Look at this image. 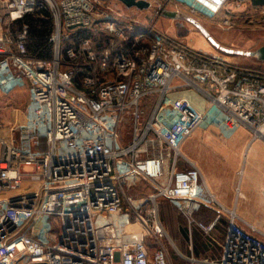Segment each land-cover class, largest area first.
Instances as JSON below:
<instances>
[{
	"label": "built area",
	"instance_id": "1",
	"mask_svg": "<svg viewBox=\"0 0 264 264\" xmlns=\"http://www.w3.org/2000/svg\"><path fill=\"white\" fill-rule=\"evenodd\" d=\"M106 1L0 0V94L25 88L30 97L22 122L0 117V264H169L162 201L207 235L229 216L219 258L193 254L192 264H264L263 234L218 206L182 153L205 125L264 141V70L243 71L221 52L156 33L158 0L144 11ZM252 1L238 0L264 9ZM42 6L55 19L52 59L31 57L28 26L13 28ZM100 31L109 35L101 58L92 38ZM81 57L101 72L78 85ZM183 87L197 96L176 103L170 95ZM208 206L218 213L205 223L198 215ZM49 216L58 232H45Z\"/></svg>",
	"mask_w": 264,
	"mask_h": 264
},
{
	"label": "rangeland",
	"instance_id": "2",
	"mask_svg": "<svg viewBox=\"0 0 264 264\" xmlns=\"http://www.w3.org/2000/svg\"><path fill=\"white\" fill-rule=\"evenodd\" d=\"M158 1L165 4V7L162 11L164 14L157 15L152 20L156 33L168 31L165 24L169 23L174 31L171 34L174 36L173 38L188 45V49L204 48L221 52L231 64L243 69V71L264 70V62L249 55L250 52H254L264 45V9L258 10L249 4H239L238 0ZM105 6L115 11L123 9L118 0H107ZM154 9V7L151 9L150 14L153 13ZM169 12H177L178 17L176 19L167 18L166 13ZM140 17H144L143 13ZM226 19L230 20L231 28L224 24ZM181 83L182 81L178 80L175 84ZM196 94L197 92L193 89L183 87L174 91L170 97L173 96L175 102L179 103L183 99L197 96ZM29 100L27 89H18L9 96L0 94L2 122L6 125L14 124L16 121L22 122ZM151 105L147 110L148 115L152 111ZM236 132L205 125L187 140L182 153L189 161L195 163L201 172L204 169V174L221 181L229 176L236 180L237 183L234 187L239 194L238 203L243 207V220L245 221H239V223L249 230L250 226L260 230L263 234L260 236L264 238V183L247 185L242 181V177L246 175L245 168H250L247 156L248 149L246 151L244 149L252 137L246 135L244 131L243 134H236ZM130 133L131 121L129 120L124 123L122 134L127 139ZM41 149H46L44 141ZM184 166L186 164L182 163L181 168ZM255 176L256 171L254 170L252 171V182H260V177ZM149 192L151 191L147 190L145 193ZM129 194L137 195L133 191ZM160 207L161 219L167 232L163 243L168 249L169 264H192L189 258L193 254L199 259L206 256L214 259L219 258L221 246L227 233L228 223L226 219L222 220V225L217 232L207 235L197 226H192V230H190L186 218L168 201H162ZM230 211L236 214L234 210ZM42 226L48 234L58 232L59 219L55 216H49L43 221ZM192 245L193 251H191ZM200 255L202 257H199Z\"/></svg>",
	"mask_w": 264,
	"mask_h": 264
},
{
	"label": "crops",
	"instance_id": "3",
	"mask_svg": "<svg viewBox=\"0 0 264 264\" xmlns=\"http://www.w3.org/2000/svg\"><path fill=\"white\" fill-rule=\"evenodd\" d=\"M167 18L172 19L169 16H167ZM165 27H168L167 28L168 31H165L162 34H164L165 36H167L170 39L175 40V38H173L174 36L171 35L174 33L171 25L169 23H167V24H165ZM176 42H177L178 46H180V47H184L186 49L189 48L188 45H185L182 42L181 43L179 41H176ZM197 49H199V48H197ZM202 49H204V48H202ZM23 89H25V88H23ZM0 109L2 111V107H0ZM243 131H244V133H246V135H251V137H252V134L250 132H248L245 128H240L239 130H237L236 134H239V133L243 134ZM186 142H187V140L183 143L182 149L184 148ZM244 150L245 151L247 150V154H248L247 156H248V161H249L248 164L250 165V168L247 167L244 170L246 172V175H245V177H242L243 183L247 184V185H252V184L258 185L261 182L264 183V141H262L260 139H253V137H252L250 141L248 140V143H247ZM254 170L256 171L257 178L260 177V179H261L260 182H258V181L252 182V171H254ZM201 173H202V179H203L205 186L207 187L208 191L214 196L218 206H222L223 208L228 209V210H234L237 214L239 221L245 222L243 220L244 219V216H243L244 213L242 212L243 207H241L240 203H238L239 194L236 192L235 187H234V185L236 186V183H237L236 180L233 177L229 176L228 178H224L225 180L221 181L218 178L211 177L207 174H204V169L202 170ZM241 184H242V182H241ZM217 209H218L217 206L216 207H214V206L205 207L203 209V211L201 213H199L198 218L205 223H210L211 221H213L216 218L217 213H218ZM237 211H238V213H237ZM209 214H210V216L208 217ZM224 219H226L227 223L229 224V216H223L222 220H224ZM222 220L220 221L218 228H220V225H222V223H221ZM218 228L215 232L218 231ZM190 239L192 242L191 237H190ZM201 255L199 257H202Z\"/></svg>",
	"mask_w": 264,
	"mask_h": 264
},
{
	"label": "trees",
	"instance_id": "4",
	"mask_svg": "<svg viewBox=\"0 0 264 264\" xmlns=\"http://www.w3.org/2000/svg\"><path fill=\"white\" fill-rule=\"evenodd\" d=\"M24 26H28V43L27 48L29 55L35 58L52 59L55 54L54 44L50 41L52 34L55 31V19L53 13L49 7H39L33 13H30L14 25L15 31L19 32ZM82 37H86V34H81ZM95 48L99 58L102 56L103 49L107 46L109 35L100 31L98 34H93ZM76 39V38H75ZM70 42L65 43V45ZM65 57L66 49H63ZM79 64V73L77 75V84L82 85L83 77L87 74L93 73V75L100 74L99 65L88 63L83 57L78 58L75 61Z\"/></svg>",
	"mask_w": 264,
	"mask_h": 264
},
{
	"label": "water",
	"instance_id": "5",
	"mask_svg": "<svg viewBox=\"0 0 264 264\" xmlns=\"http://www.w3.org/2000/svg\"><path fill=\"white\" fill-rule=\"evenodd\" d=\"M118 1L123 3L127 8H136L141 11L149 10L151 8V3L146 0H118ZM252 4L253 6H264V0H253ZM166 15H168L172 19H176L178 17L177 12H169V13H166ZM178 26H181V25L178 24ZM249 55L251 57L257 58L259 61L264 62V45L261 46L256 51L250 52Z\"/></svg>",
	"mask_w": 264,
	"mask_h": 264
},
{
	"label": "bare ground",
	"instance_id": "6",
	"mask_svg": "<svg viewBox=\"0 0 264 264\" xmlns=\"http://www.w3.org/2000/svg\"><path fill=\"white\" fill-rule=\"evenodd\" d=\"M242 175V174H241ZM243 176V175H242Z\"/></svg>",
	"mask_w": 264,
	"mask_h": 264
}]
</instances>
